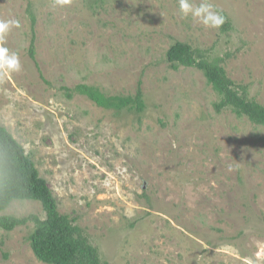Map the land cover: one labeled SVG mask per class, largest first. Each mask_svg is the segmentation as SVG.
Returning a JSON list of instances; mask_svg holds the SVG:
<instances>
[{
  "label": "rangeland",
  "instance_id": "rangeland-1",
  "mask_svg": "<svg viewBox=\"0 0 264 264\" xmlns=\"http://www.w3.org/2000/svg\"><path fill=\"white\" fill-rule=\"evenodd\" d=\"M90 1L0 0V21L18 22L0 46L22 65L0 72V124L102 264H264V125L216 111L202 71L165 59L175 41L223 56L226 74L264 105V0H208L230 22L224 32L182 16L179 0ZM139 81L140 114L62 88L133 94ZM31 212L44 214L28 200L0 214ZM31 226L0 228V264H46Z\"/></svg>",
  "mask_w": 264,
  "mask_h": 264
},
{
  "label": "trees",
  "instance_id": "trees-1",
  "mask_svg": "<svg viewBox=\"0 0 264 264\" xmlns=\"http://www.w3.org/2000/svg\"><path fill=\"white\" fill-rule=\"evenodd\" d=\"M92 2L101 5L103 0ZM29 14L33 25L32 9ZM222 14L225 16L223 11ZM229 25L225 17L220 30L226 31ZM34 37L33 33L28 54L35 60ZM165 59L173 69L182 65L202 71L217 95L213 102L216 111L228 109L237 116H246L254 124L264 125V105L250 94L246 84L235 82L226 74L221 64L223 56H211L207 49L175 41L167 48ZM62 88L68 97L75 93L83 94L97 106L112 110L113 114L123 111L140 114L146 106L140 81L133 94H107L96 84L87 82ZM15 200L37 201L44 214H0V228L9 231L31 223L27 238L38 260L46 264H102L99 250L92 244L85 229L74 217L58 210L57 200L46 179L39 174L31 154L0 124V211Z\"/></svg>",
  "mask_w": 264,
  "mask_h": 264
},
{
  "label": "clouds",
  "instance_id": "clouds-1",
  "mask_svg": "<svg viewBox=\"0 0 264 264\" xmlns=\"http://www.w3.org/2000/svg\"><path fill=\"white\" fill-rule=\"evenodd\" d=\"M66 3H69V0H55V4L60 6ZM179 6L182 16L188 17L191 15L194 20H199L200 23L207 27L218 29L225 23V16L222 11L215 10L208 0H203L197 7H193L189 0H179ZM17 23L16 21H0V41H2L7 30ZM21 67L19 56L16 53L9 55L8 49L0 46V72H19Z\"/></svg>",
  "mask_w": 264,
  "mask_h": 264
}]
</instances>
